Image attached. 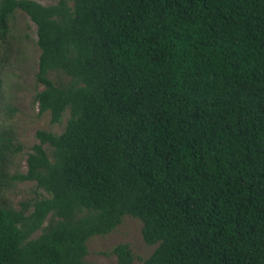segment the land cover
Instances as JSON below:
<instances>
[{"label": "trees", "instance_id": "obj_1", "mask_svg": "<svg viewBox=\"0 0 264 264\" xmlns=\"http://www.w3.org/2000/svg\"><path fill=\"white\" fill-rule=\"evenodd\" d=\"M37 27L38 130L25 173L0 126V264H92L126 216L144 264H264V0H0ZM62 76L65 80H54ZM116 264H134L129 244Z\"/></svg>", "mask_w": 264, "mask_h": 264}, {"label": "rangeland", "instance_id": "obj_2", "mask_svg": "<svg viewBox=\"0 0 264 264\" xmlns=\"http://www.w3.org/2000/svg\"><path fill=\"white\" fill-rule=\"evenodd\" d=\"M48 6L58 0H34ZM10 32L6 41L0 43V126L10 129L16 138L15 147L21 151L10 157L8 174L10 176L25 173L27 156L37 142L38 130L60 133L64 123L52 125L49 113L39 115L36 94L43 90L37 83L40 49L37 45V27L23 12L17 11L10 20ZM56 80L64 77L53 75ZM46 193L37 189L34 182H17L4 189L2 201L15 208L20 203L32 201ZM0 200V204L2 203ZM119 244H129L135 257L134 264H144L156 246L147 245L142 238L140 220L126 216L123 223L111 234L95 236L88 242L89 255L86 260L92 264H116V256L111 250Z\"/></svg>", "mask_w": 264, "mask_h": 264}]
</instances>
